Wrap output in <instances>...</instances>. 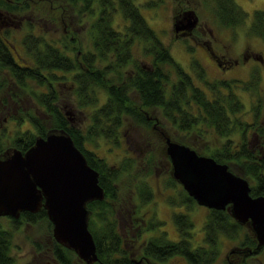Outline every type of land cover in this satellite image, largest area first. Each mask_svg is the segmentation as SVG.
Returning <instances> with one entry per match:
<instances>
[{"label": "trees", "instance_id": "trees-1", "mask_svg": "<svg viewBox=\"0 0 264 264\" xmlns=\"http://www.w3.org/2000/svg\"><path fill=\"white\" fill-rule=\"evenodd\" d=\"M10 1L11 4L0 0V14L10 15L12 18L30 11L27 0ZM233 1L214 2L216 18L224 27L236 28L246 20V14ZM135 6L134 0H64L62 9H58L62 12L67 9L77 22L89 24L87 39L83 42L73 34L66 36V42H56L48 40L43 34L32 32L31 27L26 25L30 33H26L21 42L26 57L19 60L13 58L12 52L3 49L11 46L6 47L0 38V80H4L3 83L0 81V91L2 88H9L12 93L10 98L14 102L21 100V95L13 92L14 89L24 92L30 83L43 89L30 90L27 95L34 99L35 106L42 109L39 116H26L33 129L23 133L16 132L15 137L10 140L0 134V155L8 150L24 153L33 146L36 138H44L51 132H62L72 139L88 165L99 174V185L105 193L103 201L88 205L91 213L88 228L97 254L95 264H167L168 260L175 256L184 259L187 264H213L219 258L218 246L221 237L239 242L240 247L252 248L255 241H251L247 235L239 241L243 227L225 212L210 211L204 223L203 244L199 247L192 245L193 223L184 213L173 216L178 232L176 242L169 241L166 233L161 231L162 222L155 221L150 216L147 219L141 217L137 225L136 222L133 223L132 228L136 230V234L126 237V244L117 228V185L124 173L133 171L136 160L126 159L122 166L114 169L85 148L86 143L97 139L119 146L120 129L125 126L126 119L138 120L141 123L138 110L130 99L132 93L138 97L139 105L147 108L157 107L166 121L179 132L192 131L198 117H202L205 126L213 127L220 137L229 138L236 134V127L241 126L235 116L243 110V105L236 96L233 85L243 82L208 81L203 67L195 60L190 65V72L194 75L187 73L173 60L167 47L158 40ZM115 13L127 22L121 30L112 27ZM260 28L263 29L262 33ZM14 30L15 28L9 29L10 32ZM6 33L4 39H7ZM249 33L264 42V11L254 12ZM135 43H141L144 47L143 54L152 59L149 66L138 65L133 59L131 48ZM162 65L169 66L174 72L175 83L169 75L163 74L160 68ZM195 79L201 81L205 88L196 86ZM252 80L253 74L246 85L256 89L258 85L252 83ZM56 86L64 87L68 91L66 94L70 97L69 106H74L80 113L86 108H91L85 125L75 124L72 116V121L68 120L69 116L61 105L62 93L59 94ZM2 102L6 103L4 100ZM228 126L231 129L227 128ZM256 155L259 153H253L244 143L236 148L233 140H229L209 156L217 163L234 161L241 166L243 163L239 158ZM150 164L151 162L147 163L148 166ZM252 168L247 172L256 173L257 170ZM143 180L134 184V196L139 199L141 205H146L153 200V192ZM175 182L172 178L164 182L165 188L173 191L166 196L167 202L179 208L184 206L188 211L196 203ZM139 203L137 206L134 202L136 215ZM5 218L8 219L0 218V264H15V258L11 254L12 233L1 223ZM47 220L45 211L41 210L38 214L23 213L17 220L9 218L8 223L16 228L15 225L23 223L34 225L46 221L51 227ZM142 233L150 235L141 239ZM52 244L53 259L59 264H70V255L74 253L62 249L55 242ZM138 250L141 259L134 257V252ZM245 254L248 256V251H245ZM261 264H264V260Z\"/></svg>", "mask_w": 264, "mask_h": 264}, {"label": "rangeland", "instance_id": "rangeland-1", "mask_svg": "<svg viewBox=\"0 0 264 264\" xmlns=\"http://www.w3.org/2000/svg\"><path fill=\"white\" fill-rule=\"evenodd\" d=\"M2 1L11 4L10 0ZM27 1L29 4V13L25 11L19 16L23 18H18L22 20V25L20 24V28L18 26L13 32L9 31L5 35L9 43L13 44L16 48V53H12L16 60L26 57L21 44L24 35L30 33L26 25L31 27L32 32H37L39 35L43 34L48 40L52 39L56 42L59 40L66 42V36L73 34L82 41L87 39L89 24L87 22L85 24L79 21L77 22L75 20L76 18H73L67 9H64L63 12L59 10L62 9L64 0ZM214 2L215 0H134L135 7L138 8L139 13L142 15L141 17L145 19L148 27L154 32L158 40L167 47L173 60L187 73L194 75L193 72H190V65L195 60L203 67L206 73L205 77L208 81H222L223 79L232 83L234 81L246 82L244 84L238 83L237 85H233L236 96H238L244 106V112L238 114L236 119L238 117L245 123L254 124L255 121H253L251 112L253 105L257 103V100H262L264 105V42L258 37L250 35L249 27L254 12L264 11V0H234L233 2L246 14V20L241 26L231 29L225 28L219 23V20L215 16L216 3ZM55 5L56 7H54ZM189 10L198 19V24L213 29V36L209 33L189 36L179 33L180 31L176 32L177 27L175 24L181 17L178 15L186 16L185 14L188 15ZM95 15H97V11H95ZM113 18V29L121 30L127 25V22L122 20L119 14L115 13ZM70 23L71 25H69ZM256 30L258 29L256 28ZM259 30L262 33L263 29L260 28ZM205 42H208L210 51L215 50L220 55H225L224 60L241 59V63L235 66L231 72L227 73L220 70L218 66H215L211 62L213 61L211 57L209 58L210 60L208 59L206 51L204 50L206 47L200 45ZM223 45L226 47L220 52L218 49H222L224 47ZM142 48L144 47L141 43H135L133 45L131 48L133 59L138 65L149 66L152 63V59L143 54ZM223 52H226V54ZM243 56H248L250 61H242ZM260 56H262L263 63L257 59ZM226 66L224 63L221 65L222 68H226ZM160 68L163 70V74L170 76L172 82H176L174 72L169 66L162 65ZM252 74V83H257L258 85L255 94L254 89H251L250 85H246L250 81ZM0 81L3 83L2 81L4 80L1 78ZM194 83L200 88H205L199 80L197 81L195 79ZM28 87L24 92L22 90L19 92L20 90L18 89L13 90V92L18 93L17 95H21V100H14V102L10 98L12 93L9 88H2L0 91V99L2 98L0 102V134H3L9 140L15 137L16 132L23 133L33 129L31 123H29L30 121L26 117L28 114H35L36 116L42 114L40 113L42 109L35 106L34 99H31L27 95L31 92L30 90L37 89L41 91L43 89L38 88L32 83ZM56 88L60 92L59 94L62 93L60 98L62 100L61 105L65 107L66 115L69 116L68 120H72V116L75 119V124L84 123L83 125H85L91 108H86L83 113H80L74 106H69L70 97L66 94L68 91L64 87L56 86ZM130 99L138 110L137 112L139 113L141 123L138 120L131 121L126 119L125 126L123 129H120L119 146H114L102 139L85 144L87 150L93 152L108 167L114 169L122 166L126 159L136 160L133 171L128 174L124 173L118 180L119 205L117 204L116 210L119 221L117 228L127 244L128 238L126 237H133L136 234V230L132 228L133 223L136 222L137 225L141 217L147 219L151 216L155 221L162 222L161 231L166 233L167 239L176 242L178 240V232L173 221V216L174 214L184 213L189 216L193 223L191 234L192 245L195 248L199 247L203 244L202 239L204 236V223L206 221L207 209L195 204L187 211L184 206H182L183 208H179L175 207V205H169L167 202L166 196L172 194L173 191L165 188L166 185L164 182L171 178L174 179L171 161L166 152L168 149L167 143L169 141L179 146L188 147L195 151L198 156L207 157L211 152L222 147L225 138H221L215 133L203 129V127H194L190 132L176 131L166 121V118L163 117L157 107L147 108L139 105L137 101L138 97L134 93L130 95ZM2 100L6 103L4 104ZM263 118L264 116L262 120ZM19 121L20 123H18ZM248 135L250 136V133ZM238 137L239 135L236 134L230 136L229 139L233 140V144L236 145L240 141ZM149 157L150 159H148ZM150 162L151 164L148 166L147 163ZM240 175H242V172H240ZM142 179L148 183L153 192V200L146 205H141L139 199L134 196V184H139ZM177 185L181 189V184L177 183ZM134 198L136 205L138 206L139 203L140 206L137 215L135 214L136 207L133 202ZM135 216H137V219H135ZM8 222V219L5 218L1 223L12 233L13 248L11 254L15 258V264H59L52 256V243L55 241L52 236V226L50 227L46 221H40L34 225L23 223L18 226L15 225L16 228L9 226ZM149 235V233H142L140 237L141 239H145ZM245 235L251 241H255L252 248L250 246L240 247L239 242L221 237L218 246L219 258L213 264L263 263L264 252L251 256L238 254L240 251L244 252L247 250L253 252L257 245L255 234L252 232L250 226H243L239 241ZM140 237L139 241H141ZM61 247L62 249L64 248L63 246ZM134 254L135 258L141 259L139 250L135 251ZM65 256L68 257L66 254ZM70 256L71 259L68 257L70 264H85L79 260L76 254H71ZM167 264L187 263L179 256H175L171 257Z\"/></svg>", "mask_w": 264, "mask_h": 264}, {"label": "water", "instance_id": "water-1", "mask_svg": "<svg viewBox=\"0 0 264 264\" xmlns=\"http://www.w3.org/2000/svg\"><path fill=\"white\" fill-rule=\"evenodd\" d=\"M167 145L174 181L187 196L207 210L230 206L232 218L242 225L249 222L257 247H264V198H251L247 182L226 165L188 147L169 141ZM104 196L99 174L62 132L36 138L25 153L11 150L0 158V218L17 220L23 213L44 210L54 241L85 264L97 262L88 205L103 201Z\"/></svg>", "mask_w": 264, "mask_h": 264}, {"label": "flooded vegetation", "instance_id": "flooded-vegetation-1", "mask_svg": "<svg viewBox=\"0 0 264 264\" xmlns=\"http://www.w3.org/2000/svg\"><path fill=\"white\" fill-rule=\"evenodd\" d=\"M189 11L190 12L188 15L185 14L186 16L178 15V16H181L182 19H180L181 18L180 17L176 21L175 25L177 28H183L179 33H181L183 35H189V36L194 35V34L202 35V34H208V33L210 35H212L213 29H210V27L208 28L206 26L203 27V26H201V24H198V19L195 17V15H193L191 13V10H189ZM18 18L22 19L23 17L12 16V18H11L10 15L5 16V15L0 14V38L3 40L6 47L11 46V48H3V49L6 51H10L12 53H16V49H14V46L12 44L11 45L9 44L8 39H4L3 37H4V33L9 31L10 28L17 29L18 26L20 28V24L22 25V23H21L22 20H20ZM190 24L192 25V27H189ZM225 28L231 29V27H225ZM200 45H203L206 47V49H204V50L206 51V55H207L208 59L211 57L213 59V61H211V62L215 66H218V68H220V70H222V71H225L227 73L231 72V71H233V68L235 66H238V64L241 63V59L240 60L239 59L228 60V61L224 60L225 55H223V54L220 55L215 50L210 51V49L208 47V42L202 43ZM223 46L224 47L222 49H218L220 52L223 49H225V47H226L225 45H223ZM11 49L14 51H12ZM224 51H226V50H224ZM223 53L226 54V52H223ZM12 56H13V54H12ZM13 58L15 59L14 56H13ZM257 59L259 60V62L263 63L262 56L258 57ZM242 61L248 62V61H250V59H248V56H243ZM223 63H224V65H227L226 68L221 67V65ZM223 81H226V80L222 79V82ZM257 89H258V86L256 89H254V94L257 91ZM1 99H0V102H1ZM0 105H1V103H0ZM243 108H244V106H243ZM263 110H264V105L262 103V100L261 101L257 100V103L255 105H253V108L251 109V112L253 115V121H255L254 124H252V123L250 124L248 122L245 123L244 121L240 120L238 117L236 119L241 124V126L236 127V134L239 135L238 138L240 141L236 145H234V147L238 148L239 145H242V143H244L247 148L252 150L253 153H257V154L259 153V155L258 156L256 155L253 157L239 158L238 160L243 163V165H241V166L234 161H230L228 163L226 162L224 164L218 163L221 165H226V167H228L227 170L230 173L237 176V178L238 177L242 178V180H245L247 182L248 188H249V196L253 199L264 198V118L262 120V117L264 116ZM241 112H244V109ZM241 112H239V114H241ZM65 114H66V112H65ZM236 116H238V114ZM197 119L198 120L196 121L195 128L203 127V129H207L208 131H211V132L216 134L215 129L213 127L208 128L205 126L204 119L202 117H198ZM230 126H231V124H230ZM227 128L231 129L229 126ZM249 133H250V136L248 135ZM236 134L234 133L233 135H236ZM221 138H225V140L222 144V147L224 145H226L227 141L231 140V139L226 138V137H221ZM9 151L10 150L5 151V152H9ZM5 152L2 155H0V158L3 157ZM204 157H206V156H204ZM207 157L211 158L210 156H207ZM250 168L256 169L257 172L256 173H248L247 171H249ZM240 172H242V175H240ZM210 211H217V210H213V209L209 210L208 209L207 213ZM230 211H231L230 206H227L224 210H222V212H225L226 214H228L230 216V218L235 223L239 224L242 227L243 226H250V228H251V224L249 222L242 225V224L238 223L236 220H234L231 216ZM247 251L249 254H252V255L258 254L259 255V254H262V252H264V247L258 248L256 245L253 252H251L250 250H247ZM238 254L239 255L242 254L244 256H247L245 254V251L244 252L240 251V252H238ZM243 262H245V260H243ZM240 264H242V263H240Z\"/></svg>", "mask_w": 264, "mask_h": 264}]
</instances>
